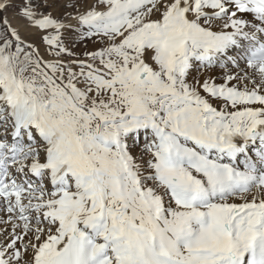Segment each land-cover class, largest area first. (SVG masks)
Returning a JSON list of instances; mask_svg holds the SVG:
<instances>
[{"label":"snow or ice","instance_id":"obj_1","mask_svg":"<svg viewBox=\"0 0 264 264\" xmlns=\"http://www.w3.org/2000/svg\"><path fill=\"white\" fill-rule=\"evenodd\" d=\"M0 264H264V0H0Z\"/></svg>","mask_w":264,"mask_h":264}]
</instances>
